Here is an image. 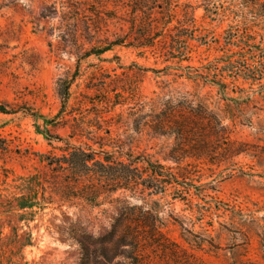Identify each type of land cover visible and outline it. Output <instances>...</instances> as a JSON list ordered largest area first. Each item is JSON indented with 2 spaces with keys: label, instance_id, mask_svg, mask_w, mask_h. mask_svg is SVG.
Here are the masks:
<instances>
[{
  "label": "rangeland",
  "instance_id": "obj_1",
  "mask_svg": "<svg viewBox=\"0 0 264 264\" xmlns=\"http://www.w3.org/2000/svg\"><path fill=\"white\" fill-rule=\"evenodd\" d=\"M176 3L170 33L154 25L151 35L160 36L137 47L143 43L137 29L143 15L131 13L130 0H0V107L6 113H0V264H264V21L234 0ZM160 4L147 3L152 19L159 17ZM182 5L192 24L179 38ZM116 40L123 44L94 55ZM237 51L244 64L224 67ZM209 66L226 77V97L233 101L212 85L175 76L191 71L185 67L200 73ZM254 67L256 81H233L235 73ZM59 79L71 85L63 120L53 127L46 121L62 108ZM177 92L196 94L236 117L230 140L243 153L219 166L193 163L184 169V179L178 178L189 191L178 188L171 199L167 188L150 199L157 200L164 239L141 241V258H127L132 250L117 238L134 224L130 208L141 205L128 194L98 207L52 195L51 204L28 220H21L22 212L5 210V200L18 193L14 180L44 172L40 155L59 154L41 133L67 138L71 119L92 103L100 108L107 102L105 119L120 116V123L110 126L112 137L127 143L130 136L134 153L158 159L165 140L133 135L129 109ZM241 115L250 124L240 125ZM112 230L115 237L101 242Z\"/></svg>",
  "mask_w": 264,
  "mask_h": 264
},
{
  "label": "trees",
  "instance_id": "obj_2",
  "mask_svg": "<svg viewBox=\"0 0 264 264\" xmlns=\"http://www.w3.org/2000/svg\"><path fill=\"white\" fill-rule=\"evenodd\" d=\"M234 1L243 11H249L257 19L264 21V3L258 4L256 0ZM148 2L155 4L156 0H130L131 13L139 12L143 15V21L137 28L141 30L142 35L139 37L143 43L140 42L137 47L149 46L148 44L160 36L159 32L151 35L152 30L158 28V24L161 25V31L166 29L165 31L170 33L168 28L175 18L176 0H161L159 17L156 19L151 17L152 8L147 5ZM182 7V20H176L179 38L189 32L188 27L192 24V18L187 13L188 6ZM134 24L132 23V26ZM167 36L170 38V35ZM122 44L118 40L110 42L94 55L103 54ZM244 45H247V39ZM242 54L241 51L232 53L224 62V67L232 68L244 64ZM186 58L188 61L189 58ZM210 67L204 68L200 73L191 67H185L191 71L175 76L212 85L218 89V94L224 100L233 101L226 97L230 84L226 77L217 72L216 66L213 69ZM256 72L254 67L242 75L235 73L232 78L233 81L240 78L253 82L256 81ZM70 85L71 81L57 80L56 92L62 102V108L51 121H46V124L55 127L59 124L55 123L56 120H63V117H59L63 115L64 106L68 101ZM117 104L113 103L111 107ZM104 106L98 108L92 103L89 110L78 113L77 118L73 117L65 139L59 135H48L47 131L41 133L52 151H58L59 154L48 152L40 155L39 162L45 169L44 172L19 176L14 180L13 188L18 193L5 200V210L22 212L21 220H28L51 204L52 195L58 197L61 202L77 200L98 207L117 194H128L139 199L141 205L130 208L134 224L125 226L117 238L119 243L132 250L131 257L127 258L139 259L142 257L138 250L141 241L158 243L159 239H164L160 226L157 225L158 214L154 209L157 200L150 199L165 195L167 188L172 189L171 199L178 188L189 191L186 185L180 186L178 178L184 179V169L193 163L219 166L222 162L242 154L243 151L238 148L241 146H236V143L230 140L237 118L228 117L227 112L218 105L208 103L207 99L196 94L177 92L169 93L166 97L139 101L129 109L128 116L133 118L131 131L136 137L145 133L150 139L165 140L166 144L155 153L159 157L156 159L144 151L134 153L131 148L134 141L132 137L126 136L127 143L120 141L117 135L112 137L110 126L119 124L120 116L117 115L116 120L105 119L103 114L108 112L107 102ZM0 113L6 114L5 109L0 107ZM89 115L92 116L91 119H88ZM241 116L242 120L238 121L240 125L250 124L244 115ZM67 122L69 121H63V126ZM227 122H230L231 126ZM52 144L58 147H52ZM166 164H172L174 167ZM114 237L115 231L112 230L101 242H108Z\"/></svg>",
  "mask_w": 264,
  "mask_h": 264
}]
</instances>
